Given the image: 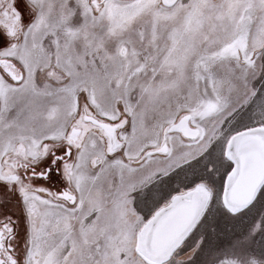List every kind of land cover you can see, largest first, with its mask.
<instances>
[{"label": "snow or ice", "instance_id": "snow-or-ice-1", "mask_svg": "<svg viewBox=\"0 0 264 264\" xmlns=\"http://www.w3.org/2000/svg\"><path fill=\"white\" fill-rule=\"evenodd\" d=\"M0 264H264V0H0Z\"/></svg>", "mask_w": 264, "mask_h": 264}, {"label": "bare ground", "instance_id": "bare-ground-1", "mask_svg": "<svg viewBox=\"0 0 264 264\" xmlns=\"http://www.w3.org/2000/svg\"><path fill=\"white\" fill-rule=\"evenodd\" d=\"M247 191H248V185H247V181L245 180V181H242L241 186L237 193L241 192L244 195V193Z\"/></svg>", "mask_w": 264, "mask_h": 264}, {"label": "water", "instance_id": "water-1", "mask_svg": "<svg viewBox=\"0 0 264 264\" xmlns=\"http://www.w3.org/2000/svg\"><path fill=\"white\" fill-rule=\"evenodd\" d=\"M247 192H248V191H247ZM247 192H245L244 195H243L241 192L236 193V195H237L238 198H242V197H244V196L247 195Z\"/></svg>", "mask_w": 264, "mask_h": 264}]
</instances>
